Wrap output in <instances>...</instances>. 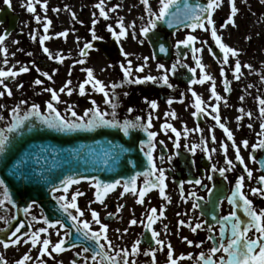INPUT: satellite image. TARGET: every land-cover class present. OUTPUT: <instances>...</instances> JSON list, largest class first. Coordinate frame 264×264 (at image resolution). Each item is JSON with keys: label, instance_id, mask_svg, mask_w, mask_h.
<instances>
[{"label": "snow or ice", "instance_id": "1", "mask_svg": "<svg viewBox=\"0 0 264 264\" xmlns=\"http://www.w3.org/2000/svg\"><path fill=\"white\" fill-rule=\"evenodd\" d=\"M229 5L230 12L226 17L224 22L220 25V28L223 29L229 25L232 27H237L235 23V17L239 12V8L237 6L236 0H226ZM247 3V0H244ZM261 4H264V0H259ZM4 3L10 5V0H4ZM36 4H39L42 9L47 11V0H35ZM140 3L143 5L145 15L141 16L140 19L143 21L142 25L139 28L138 34L136 29L135 22L125 26L123 22V18H118L115 29L112 25L107 26V31L111 33L113 38L119 42L122 38H126L129 35V29H132L131 37L133 40H137L139 38V42L141 44L144 43L145 40L150 39V33H154L155 30L161 24H166L168 28H173L175 26V21L180 20L181 23L186 22V26L195 31L196 29H200L205 32H209L211 36V40L214 42L216 48L219 49V53L221 54V58L219 63L220 67V76L223 78L224 84V92H230V81L226 77L225 74V66L228 67L229 71L232 73V78L235 80H239L240 76L243 74L241 69L245 68L249 71L252 70V66L250 64H242L239 60L240 52L239 50L228 46L226 43L222 42L221 35H218V29L215 26V21L213 18L214 12L221 7L222 0H207L206 5L197 4L195 7L191 6L188 3V0H183V6H181V0H158V9L153 10L149 0H140ZM26 9L29 13H35L36 9L33 5V0H28L26 5ZM99 10V16L103 17L105 20L109 19V12L116 11V7L108 8L106 10L105 0H99L97 4L94 6ZM118 7V6H117ZM175 9V11H173ZM55 12H59L60 9H53ZM183 13V16L181 15ZM73 20L76 19L75 14H72ZM35 20L37 24L41 23V17L39 15L35 16ZM97 23L96 19L92 20L93 29L91 30L92 39H97V36L94 31V26ZM51 24L50 20L45 18L43 23V31L45 34L39 35V44L41 46L42 52L47 56L49 60H55L57 63H63L65 57L62 56L59 52L53 54L50 50L45 46V41L51 39V37L47 34L49 31V26ZM60 37H66L68 33L66 31H62L57 34ZM5 35H0V53L4 54L3 64L8 65L9 61L7 59V49L3 46V42L5 41ZM33 41L37 40V34L34 32L31 36ZM246 39H250V37H246ZM194 43H199L201 45H206L207 41H199L198 38L192 34L186 36L185 39L179 40L174 45L177 49H180L181 46L186 48H191L192 51V59L196 65V67H189L187 64L183 63L180 59V54L177 52V60L175 63L171 65L170 68H166L164 64H158V70H160L163 75L156 76H144L142 78L130 79L131 73L133 71L132 61L128 60V53L124 52L121 49V54L125 57L127 61V65L122 64L121 70L123 72V79L129 83H146V82H162L163 85L168 88H172L173 85L169 82V74H175L178 67H183L188 70V72L195 73L197 69L200 70V78L192 79L191 84H204L207 81L211 82L210 86V98L216 102L221 101L222 97L216 91L215 79L205 73L204 66L202 64L201 58L197 55L201 53L202 47H194ZM92 44L84 43L83 47L80 49V59L76 60L75 63L83 65L85 63L84 57L88 55V50L92 49ZM209 54L216 55L213 53V49L209 47ZM159 52L166 54L168 49L164 46V44L159 45ZM27 55L31 56L32 53H27ZM230 57L234 58V63L230 62ZM148 57L144 58V65L138 66L135 68L136 72H143L144 67L147 66ZM33 68L39 74L40 77L44 79L37 78L34 80V85L39 86L44 84V81H52L53 76L55 75L56 70L50 74L49 72L42 71L39 67H36L33 64ZM82 71L87 73L86 79L79 83L78 91L79 95L84 96L86 94V85H91V88L98 92L103 93L104 95V103L109 105L112 109L111 113L101 111L100 108L96 105L95 101H91L92 107L84 110L83 115H78V113L73 110V105H68L65 109V112L70 115H62L61 112L55 106L56 104L61 103L60 101V93H65L66 95L71 96L73 91L71 85V80H68L64 83V85L59 89H53L52 87H45L43 89L44 92L50 93V99L44 105V110L42 111L41 106L39 104H31L25 110L22 111V106L27 104V101L21 100L18 105L13 107L10 112V121L5 122L3 126H0V167L7 169L9 174L13 176L18 182L32 181L35 180H44L46 183L50 181L47 180V177L43 174L37 175L32 169L28 168V162L32 158V154L30 152H25L23 156H20V152L23 151V145L21 148L17 149L16 152L10 151L9 146H15L17 143V136L22 133V130L27 128L28 131H31L34 127V123L38 122L43 127L47 129L54 130L58 133L62 134H70L78 131H87L92 132L98 128H111L117 129L119 132L123 134V136H129L130 130L141 129L147 134V142L146 144H141L140 151L144 152V156L147 159V164L149 166V170L144 171L143 173H136V175L131 176L126 180L116 179L111 183H105L95 177L90 178V186L95 189V199L90 202L91 203H105V196L115 190L117 186H122L123 192H121V196L125 193H131L136 198V204H144L145 195L153 188L159 189V195L165 200L168 201L169 197L165 193V172L162 168H157L153 158V150L155 149L154 139L157 136V133L154 131H149L152 127V116L151 114L148 117L147 124L141 123V117L136 116L135 120L125 119L123 122L117 119L116 108L117 104L114 102V97H110L107 87H111L115 89L118 85L112 84L110 86H105L102 81L96 79L94 77V73L91 69L83 68ZM30 68L28 66H20L18 70H15V66L9 67L7 69L0 68V87H2V91H0V97L7 94L8 96L12 95V91L6 83L9 79H15L18 75L23 73H28ZM71 75V72H69ZM261 79L264 80V75L261 76ZM22 84H18L17 88H22ZM248 87H252V85H248ZM189 91L194 98V103L192 107L195 111L192 112L193 117H199L201 115H208L212 120L215 121V125L223 130L224 135L226 136L228 141H232L230 147L235 152V161L243 166V171L247 174L245 176L237 177L235 181L234 188L231 190V194L226 197L227 202L232 205V210L228 215L217 218L213 216V219H218L219 222V235L215 237L212 235L213 228L209 226L207 231L209 232L208 239L217 241L213 243V246L209 249V252L206 254L201 252L197 259V264H264V209H255L252 203V200L248 198V196L242 191L244 186L245 179L252 178V171L246 166L244 158L241 156V149L236 144L233 132L221 121V117L219 115V108L217 104H212L210 106V112L206 111L209 107L205 104V102L201 99V97L195 92L192 91L191 87H189ZM183 95V94H181ZM244 97L241 96L240 100L243 101ZM256 101L259 105V114L261 120L264 121V98L259 96L256 97ZM149 107L152 110L157 108V103L155 100L146 101ZM172 100L169 99L168 104H172ZM182 102V101H181ZM226 104V101H225ZM5 106L0 104V109H3ZM133 109L129 108L128 112L131 113ZM239 112L246 115L249 119L252 117V113L244 112V109L241 108L238 110ZM111 118H108V117ZM165 116H171L175 118L174 112L165 113ZM242 117L238 116L237 123H239ZM4 116L0 115V121H4ZM162 130L167 133V130H171L172 133L176 136V141H174L175 147H179L178 140L180 138L181 133L178 132L171 124L165 123L162 126ZM249 128L252 127L251 124L248 125ZM261 132L258 133L259 136L264 137V122L260 125ZM195 131H202V129L197 126ZM211 132L212 129H209ZM184 135L187 137L188 129L185 128ZM211 142L213 144L216 143V138L214 135L211 136ZM159 143H163L160 141ZM244 148L249 147V142L244 140L241 142ZM188 147L187 145H185ZM197 147H201L202 151L207 153H214L217 151L216 148L207 147V142L201 139V144L196 145L193 144L190 150L195 153ZM147 148V151H145ZM220 148L224 152V162L225 167L217 168L215 165H212L211 171L213 173L218 172L221 177L227 178L225 176L226 172L232 171L235 168V164L231 159L228 158L227 152L229 145H226L223 141L220 142ZM252 151L255 152L257 149L264 150V138H261L257 143L251 145ZM43 151V149H42ZM125 149L121 148L120 145H111L108 149L105 150V159L104 164L110 167L109 159L114 163ZM53 159L55 160L57 156H59V152L56 149L51 150ZM69 156L74 155L73 150H68ZM211 158V157H209ZM250 159H255L250 156ZM40 158L36 157V163L39 164ZM262 167H264V161H260ZM23 169V170H22ZM143 175L145 177L144 185L141 188H137L136 181L139 176ZM151 177V179H149ZM83 179H89L87 177H82ZM58 183H52L50 188V194L52 199L56 202L58 206V210L63 214L66 220L71 225V228L75 229L77 239L81 241L78 245L74 241L66 240V237H70L71 232L66 228L65 223L57 218L55 221H50L47 217H42L40 221L37 220L35 215L31 216L32 222L42 223L45 226H41L38 228L33 227L32 222H28L26 224L25 221H17V223L9 228L7 231L9 234L6 238H0V246H3L4 249H8L10 246H17L20 243L25 245H29V252L24 253L20 259L16 261V264H28L29 261L33 260V257L30 255L31 249H37L38 247V256L35 257L37 264H44L42 257L45 255H50L51 253H61L65 251V244L71 243L73 248L80 247L81 252L77 253L78 256H81L84 260V264H88L89 257L83 256L84 253H91L90 259L93 264H136L134 259L130 260V257H136L140 254L139 245L141 241L137 239L131 245V248H120L116 249L115 245L108 238V226L101 222L99 213L92 209L89 205L88 211L91 215V220L84 219L85 211H83L77 203V198L79 196H83L84 193L76 190L69 192L70 188L73 185L79 184L81 178H77L72 175H62L57 177ZM208 180H212L213 177L209 175L207 177ZM194 185L202 186L206 189V191L211 195L213 192V188L208 187L206 185H202L201 179H195L193 181H189ZM259 183L262 187H254L251 188L252 195H258L261 198H264V175L259 177ZM0 190H2L3 198H0V208H3L5 204H11L13 207H16V204L9 192L8 185L4 179H0ZM188 198H195L194 202L191 204V208L193 211L200 209L201 205L199 201L203 200V197H199L195 192H190L188 194ZM181 199L187 202V199L183 193V185H181ZM218 206L219 201L215 202ZM35 205V201L31 203H27L22 211L25 216H28L31 212V209ZM123 205H120L117 208V212L120 211ZM238 211H242L244 217L247 219H242L241 216L237 214ZM165 214V209L163 206L159 208V210L155 207L148 210L146 215V221L141 220L138 222L137 219L133 218L129 221V227L133 225H137L140 223L149 233H151V240L157 245V248H149L143 252L144 256H150L152 258V264H156L155 253L159 251H163L167 248V264H179V261H183L185 259H192L191 256L180 255L178 258L174 257V250L170 243H166L163 239H160V233L155 231L153 225L156 221L162 218ZM110 217L113 213L108 214ZM179 215V214H178ZM12 220H16V217L13 215L11 217L0 215V221H3L6 225H10ZM98 225L99 230H93L92 225ZM180 226L189 227L190 230L195 233L197 230L202 229L204 225L200 222H196L192 224L185 221L180 220L178 222ZM49 229H55V235L58 237V240L53 242L51 240L52 233ZM165 229H167V225H165ZM120 231L119 229L117 230ZM128 229L125 228L123 233H127ZM63 232V235H61ZM253 233V235H250ZM43 234V236H42ZM189 246H192L193 242L188 240L186 237L183 238ZM84 242H91L90 246H84ZM196 247H200V244H196ZM217 253H223L218 258H216ZM0 264H6L4 257H0ZM75 264V261L73 262Z\"/></svg>", "mask_w": 264, "mask_h": 264}, {"label": "flooded vegetation", "instance_id": "2", "mask_svg": "<svg viewBox=\"0 0 264 264\" xmlns=\"http://www.w3.org/2000/svg\"><path fill=\"white\" fill-rule=\"evenodd\" d=\"M254 1V0H251ZM251 1H247L249 4H251ZM12 0H10V7L4 3V0H0V35H5L8 28H9V18L7 16V12L9 10L11 15H14L17 17V22L15 26V30L10 32L7 36L5 35V41L3 42V46L7 49V43L11 44L13 40V46H16V48H12L10 51L7 49V59L9 61L8 65H4L0 63V68H9L15 66V70H18L20 66H28L30 68V71L28 73H23L18 75L14 80L9 79L6 81L9 88L12 91V95L14 97H19L20 101L25 100L27 101V104L22 106V111L25 110L28 106L31 104H39L41 106L42 111L44 110V105L47 101L50 99V93L44 92L43 89L45 87H52L53 89L59 90V77H58V69H60L64 63H57L55 60H49L46 58V55L42 52L41 46L39 44V36H37V40L33 41L31 39V36H28L22 33V31L18 32V23L20 21L21 15L18 14L15 9L12 6ZM151 6L153 7V10L158 9V0H149ZM207 2V0H194V4H203ZM115 7L116 11L109 12L111 17L114 16V22H110L109 25H112L115 29L116 22L118 18H123V22L125 26L132 24L135 22L136 25V31L138 34L139 28L142 25L143 21H141L140 17L145 15L143 5L140 3V0H115ZM237 6L239 8V12L237 16L239 15H247L252 16V9L250 8L247 3L244 2V0H236ZM118 6V7H117ZM195 7V6H194ZM230 8L226 0H222L221 7L217 9L214 14L213 18L215 21V24H217L220 28V22L221 20L224 22L226 17L229 15ZM20 13V12H19ZM28 13V11H27ZM10 15V16H11ZM236 16V17H237ZM103 20H105L103 18ZM108 22L104 21L100 27H98L97 32L95 33L97 36V39L93 40L91 34H87L85 43H94L98 42L100 45L105 47L104 52L99 49L94 50H88V55L86 57L89 58L90 64L94 66H99L103 73L102 77L99 79L104 83L105 86H110L112 84L118 85L115 89L111 87H107V91L109 93L110 97H114V102L117 104L116 113H117V119L123 122L125 119H131L135 120L136 116L141 117V123L147 124L148 117L151 114L152 120L153 117L156 114H159V110H164L165 113L168 112H174L175 118H172L171 116H166V122L171 124L178 132L181 133L180 138L178 140L179 147H175L174 141H176V136L174 133L171 132V130H167V133H165L164 130H161L159 126L160 132H162L161 137L157 134V136L154 139L155 143V149L153 150V158L154 162L157 168H162L165 172V193L169 197V200L167 201L169 204L167 206L172 205L174 203L177 204L179 208V213L184 214V216L190 217L191 220H193L192 224H195L196 222H200L204 225L202 229L197 230V232L193 233L190 228L184 227L185 230L181 232V236L178 239H183L184 237L187 238L188 233L191 235L193 239H196V244H200V247H197L199 249V254L201 252L208 253L209 249L213 246V240H209L208 236L210 235L207 231L208 220L204 216V212L208 211V203H207V197L209 193L206 191V189L199 185H194L192 183H189V181H193L195 179H201L202 185H206L211 188H215L219 186V184L222 182L225 184L226 187V195L231 194V190L234 188L235 181L237 177L239 176H245L247 177V174L243 171V166L240 165L238 162L235 161V152L230 147L231 142L229 141V148L227 152V156L229 159L233 161V163L236 165L235 168L232 171L226 172L224 177H221L218 172L213 173L211 171L212 165H215V161H213V156H207L202 154L201 147H197L195 153H193L190 148L193 144L199 145L195 143L192 139V135H187L185 137L184 130L185 128L188 130H191L192 128L189 127L188 124L193 125V129L195 132V129L197 126L199 127H212L214 129V132H219L222 135H224L223 130L220 129L218 126L215 125V121L212 122V119L208 115H201L199 117H193L192 112L195 111V109L192 107V104L194 103V98L192 97L191 92L189 91V87H191L192 91H195L198 95L199 92L202 90L203 84H191L192 79H199L200 78V70L197 69V72L195 75L193 73L188 72L186 68L178 67L175 74H169V82L173 85L172 88H168L167 86L163 85L162 82H146V83H129L123 79V72L121 70V65L124 64L127 65V61L125 60V57L121 54V49H123L124 52L128 53V60L132 61V67L133 71L131 73L130 79L135 78H142L144 76H156L159 77L163 75V73L158 70L157 65L158 64H164L166 68H170L173 63L177 60V52L180 54V59L183 63L187 64L189 67H196L193 59H192V51L191 49L187 48H180L177 49L174 45L177 41L183 40L186 38L187 35L192 34L198 38L199 41L204 40V31L200 29H196L195 31H192V29L189 28H183L175 31L172 35H168L164 30L160 29L159 27L155 30L154 33H150L149 36L151 37L148 40H145L143 44L139 42V38L137 40H133L131 37L132 29H129V35L126 38H122L121 41L117 42L111 33L107 31ZM96 29V28H95ZM221 29V28H220ZM118 31V29H115ZM35 31L33 30L31 34H33ZM14 33L13 39H9L10 35ZM156 36L159 38V40H166L167 44H169V50L166 54L160 53L159 50L154 53L150 44V40L152 39V36ZM155 39V38H154ZM161 44V43H160ZM159 44V45H160ZM84 45V44H83ZM165 46V45H164ZM194 47H202L203 50L201 53H198L197 55L201 58L202 64L204 65V54L205 49L204 46L199 43H194ZM83 47V46H82ZM209 47L213 49V53L217 55H211L213 57V63L216 66L219 65V60L221 58L220 54H217L219 52V49L215 47L214 44H211ZM13 52H16V56L19 55V58H15L14 62L11 61ZM32 53L31 56L27 55V53ZM84 57V58H86ZM148 57L147 60V66L144 67L143 72H136L135 68L138 66L144 65L145 61L144 58ZM4 58V54L0 53V59ZM68 65L70 67H73V64L71 65V60ZM212 62L209 64L211 65ZM33 64H35L36 67H39L42 71L49 72L50 74L53 72V70H56L55 75L53 76L52 81H44V84L36 86L34 85V80L37 78L44 79L43 77H40L39 74L35 71V68H33ZM65 65V64H64ZM73 71L70 70L71 75H69V80H71V85L75 91H73L72 95H66L65 93H60V100H64V102H61L59 104H56L55 106L57 109L61 112L62 115H70L65 112V109L68 105H73L74 109L78 115H83L84 110L91 108L92 104L91 101H95L96 105L100 108L101 111L109 112L111 113L112 109L109 105H106L104 103V95L103 93H98L94 91L91 88V85H86V94L84 96L79 95V97L75 98V94L78 91V88L76 87L74 77H73ZM190 74V78L188 77ZM65 83V82H64ZM62 83V86L64 85ZM18 84H22V88H17ZM61 86V87H62ZM231 89V87H230ZM2 87H0V91H2ZM223 94L229 98L232 89L230 92L225 93L224 92V85H223ZM183 94V95H181ZM6 95V94H5ZM4 95V96H5ZM0 97V104L4 101L5 97ZM8 96V95H7ZM6 96V97H7ZM201 97V96H200ZM169 99H171L173 102L171 105L168 104ZM203 100V98L201 97ZM155 100L157 103V108L155 110H152L148 103L146 101H152ZM182 101V102H181ZM11 104L4 103L5 106L3 109H0V112L6 113L9 109H11ZM131 108L133 111L131 113L128 112V109ZM108 118H111L110 116ZM6 121H3L5 123ZM152 123V121H151ZM149 131H153L152 127L148 129ZM260 133V132H258ZM257 133V135H258ZM200 134H202L200 132ZM261 138V136H257V140H253L251 137H248L249 147L244 148L242 146V154L245 155V164L246 166L252 171V178L251 179H245L244 186L242 191L248 196L249 199L252 200L253 206L255 209H264V198H261L258 195H252L251 194V188L254 187H262L259 183V177L264 175V173L261 171L259 163L260 161H264V150L257 149L255 152L252 151L251 145L257 143ZM160 141H163V143H159ZM208 143L212 145L211 138L208 139ZM187 145L188 147H186ZM252 156L255 159H250L249 157ZM211 157V158H209ZM214 158L216 161H219L218 167H225L224 162V152L221 150H218V153L214 155ZM182 159V161H181ZM188 172H191L190 174H187ZM211 175L213 177L212 180H208L207 177ZM145 177H138L136 181L137 188H141L144 185ZM86 185H88L90 194L87 192V194L90 196L91 201L95 199V189L90 186V182H86ZM181 185H183V193L185 198L187 199V202L181 199ZM121 192H123L122 186H117V188L111 192H109L105 196V200H108L109 197H113L117 195L116 203L118 204V207L120 205H123L122 208H120V212L113 213L112 211L115 209L116 206L114 204H111L107 210V213H105L102 217H100L101 222L106 224L107 226L110 225L113 222L119 221V217L121 216V220H123V224L126 227H129V221L133 218L137 219L138 222L141 220L146 221V213L149 209L153 208L152 204L153 201H151L148 205L144 204H136L135 200L137 197H135L131 193H125L123 196H121ZM190 192H195L197 196L203 197V200L199 201L201 208L197 209L195 211L192 210L191 204L194 202L195 198H188V194ZM154 194H159L158 188L151 189L144 197V201L148 202L151 200L152 196ZM226 196V197H227ZM0 198H3V193L0 190ZM96 206H100V203H95ZM79 206V205H78ZM190 206V208H189ZM117 207V208H118ZM168 211L171 210L169 207L167 209ZM218 213L220 215H228L230 213L231 205L227 202V199L220 201L217 206ZM178 211H175L177 213ZM99 212V211H97ZM190 212V214H189ZM113 213V215L110 217L108 214ZM0 215L11 217L15 216V213L13 209L9 206V204H5L3 208H0ZM35 215L37 217V220L40 221L42 219L43 213L42 211L34 205L31 209V212L28 216H24V219L26 223L32 222L31 216ZM85 219L91 220L90 212H87L85 214ZM13 221V220H12ZM11 221V223H12ZM34 228L41 227L40 224L37 222H32ZM43 225V224H42ZM10 225H6L3 221H0V232L7 230ZM98 225L93 224V228H97ZM213 228L212 235H216L218 227L215 225H210ZM154 227V225H153ZM131 229V244L134 242V239H143V234L145 228L138 223L137 225H133L129 227ZM63 233V232H62ZM250 235H253V233H250ZM53 242L57 241L58 239H51ZM66 240L67 239L66 237ZM130 243V242H129ZM39 245L37 246L38 249ZM29 245H25L23 243H20L17 246H10L8 249H4L3 246H0V257H4L6 264H16V261L21 258V256L29 252ZM77 249H81L80 247H76ZM76 248H73L72 245L66 247L65 251L61 253H56L59 255H63L65 253L72 252ZM131 247H128L130 249ZM149 246H143L142 244L139 245V249L144 252L145 250H148ZM37 249H31L32 252H34L33 260L29 261L28 264H37V261L35 260V257L38 256V250ZM207 251V252H206ZM72 258L70 261V264H73L75 261V264H78L79 257L77 255H74L72 253ZM85 255V254H84ZM86 257H89L90 255H85ZM48 257V255H45L42 257V260ZM134 259L135 257H131ZM44 264H60L57 262H54L50 260L49 258L44 261ZM64 264V263H61Z\"/></svg>", "mask_w": 264, "mask_h": 264}, {"label": "rangeland", "instance_id": "3", "mask_svg": "<svg viewBox=\"0 0 264 264\" xmlns=\"http://www.w3.org/2000/svg\"><path fill=\"white\" fill-rule=\"evenodd\" d=\"M2 1V0H1ZM12 6L18 14L21 15L20 21L18 23V32H24L25 35L32 36V31L34 30L37 36L45 34L43 31V23L45 18L51 21L49 26L48 35L51 39L45 41V46L50 50L51 53L55 54L59 52L62 56L65 57L63 66L58 69V77H59V87L61 88L62 83L69 80L68 73L70 70L73 71V77L78 88L79 83L83 82L86 79L87 73L82 71L81 69L87 68L91 69L94 73V77L96 79H100L102 77V69L99 66H94L90 64L89 58L86 57L85 63L83 65L75 63L76 60L80 59V49L85 43L87 34H91V30L93 29L92 20L96 19L97 23L94 26L95 33L98 30V27L102 25L104 21L114 22L115 18L111 17L110 13L109 19L103 20V17L99 16V10L94 6L99 2V0H47V11L40 7L39 4L35 3L33 0V5L36 9L35 13H27L26 5L28 0H12ZM251 1V0H247ZM43 2V0H41ZM115 0H105L106 10L108 8L115 7ZM247 5L252 9V16L247 15H239L235 17V23L237 27H232L231 25L220 29L217 24L215 26L218 29V35H221L222 42L226 43L228 46H231L241 53L239 56V60L242 64H250L252 66V70L242 68V75L239 80H235L232 78V73L229 71L228 67L225 66V74L226 77L230 81V87L232 89V93L229 98H227L223 94V78L220 76V67L221 65H214L212 62L214 59L209 54L208 48L214 42L211 40V36L209 32H203L204 40L207 41L204 46L205 54H204V69L205 73L211 75L215 79L216 91L222 97L221 101L216 102L210 98V86L211 82L207 81L203 84L201 92H199V96L203 98V101L209 107L206 111L210 112V106L212 104H217L219 108V115L221 117V121L225 123V125L233 132V137L236 144L241 149V156L245 160V155L242 154V146L241 143L244 140L248 141V137H251L253 140H257V133L261 132L260 125L262 122L260 114H259V105L256 101V97L259 96L264 98V80L261 79V76L264 75V4H261L259 0L251 1V4L247 2ZM53 9H60L59 12L53 11ZM20 12V13H19ZM75 14L76 19L73 20L72 14ZM39 15L41 17V23L37 24L35 20V16ZM106 25V27L108 26ZM96 28V29H95ZM66 31L68 35L66 37H60L57 34ZM14 33L10 35V40L13 39ZM246 37H250V39H246ZM13 40L11 44L7 43V49L10 51L13 47L18 49L16 46H13ZM215 45V44H214ZM216 47V46H215ZM16 52H13L11 61L14 62L15 58H19V55L16 56ZM47 58V56H46ZM3 59H0V63L3 64ZM71 60L70 67L68 63ZM212 62L211 65H209ZM230 62L234 63V58L230 57ZM102 72V73H101ZM248 85H252V87H248ZM4 96L5 99L1 104L7 103L11 104V109L19 104L20 98L14 96ZM243 96V101L240 100V97ZM79 97V92H76L75 98ZM64 102V100H60ZM226 101V104H225ZM243 108L244 112L252 113L251 119H249L246 115L239 112L238 110ZM9 109L6 113L0 112V115L4 116L6 122L10 121ZM241 116L239 123H237V117ZM2 122V121H0ZM166 116L164 110H159V114H156L152 120V130L156 132L160 137L162 132L159 130V126L165 124ZM214 122V120H212ZM189 125L191 130H188V134L192 135V139L195 143L201 144V139L207 142V147L216 148L217 151L214 153H205L202 151V154L207 156H213V161H215V165L218 167L219 161H216L214 155L218 153V150H223L220 148V142L223 141L226 145H229V141L227 140L225 135H222L219 132H214L212 127H199L202 131H195L193 129V125L186 123ZM251 124L252 127L249 128L248 125ZM162 130V127H160ZM209 129H212L210 132ZM200 132L202 134H200ZM214 135L216 138V143L210 145L208 143V139ZM232 143V141H230ZM202 150V149H201ZM79 190L84 193L83 196H79L77 198V203L79 207L85 211L87 214L89 205L95 211H99V216L102 217L111 204L116 206V210L114 209L112 212L116 213L118 204L116 203L117 195L109 197L108 200H105V203L100 206H96L95 203H91V198L87 194H90V190L86 183H79L73 185L69 192ZM151 201H153L152 207H155L159 210L161 206L165 209V214L162 218L158 219L154 224V230L160 233V239H163L166 243H170L174 250V257L178 258L180 255L191 256L192 259H185L183 261H179V264H197V258L199 255V249L195 246L196 239H193L191 235L188 233L187 239L193 242L192 246H189L184 239H178L181 236V232H183L185 226H180L178 222L180 220L193 223L190 217H185L184 214L179 213V206L174 203L172 205L167 206L169 204L165 201L159 194H154L150 201L144 202L145 205H148ZM171 208L168 211V208ZM264 207V206H263ZM190 208V206H189ZM175 211H178L175 213ZM120 212V211H119ZM179 214V215H178ZM190 214V212H189ZM85 219V217H84ZM119 221L113 222L108 225L107 236L115 245L116 249L120 248H128L131 247L132 235L131 229L126 227L123 224V220H121V216L119 217ZM165 225H167V229H165ZM40 226H45L40 224ZM127 228V233H123V230ZM189 228V227H188ZM120 230L119 232L117 230ZM93 230H99V226L97 228H93ZM52 233L51 239H58L55 235V229H49ZM61 235L63 233L61 232ZM43 236V234H42ZM136 241V239H134ZM130 242V243H129ZM133 244V242H132ZM157 248V247H154ZM81 249H75L72 252L65 253L63 255H59L56 253H51L47 258L57 263L70 264L72 253L77 255L80 253ZM207 252V251H206ZM34 252L30 251V255L33 257ZM78 256V255H77ZM83 256H85L83 254ZM78 264H84V260L81 256H78ZM44 257V261L46 259ZM156 264H167V248L163 251H157L155 253ZM130 260L132 258L130 257ZM134 260L136 264H152V258L150 256H144L143 252L140 250V254L137 255ZM88 264H93L91 260L88 259Z\"/></svg>", "mask_w": 264, "mask_h": 264}, {"label": "water", "instance_id": "4", "mask_svg": "<svg viewBox=\"0 0 264 264\" xmlns=\"http://www.w3.org/2000/svg\"><path fill=\"white\" fill-rule=\"evenodd\" d=\"M188 3L193 7L195 6L194 0H188ZM206 3L207 2L200 5H206ZM181 6H183V0H181ZM173 11H175V9H173ZM6 14L9 18L10 25L5 34L7 36L10 32L15 30L17 17L11 15L9 10ZM181 15L183 16V13ZM174 23L175 26L171 29L168 28L166 24H161L158 27L164 30L168 35H172L179 29L189 28L186 26V22L181 23L180 20H176ZM222 23L223 21L221 20L220 25ZM160 43L164 44L169 50V44H167L166 40H159V38L153 35L150 44L154 53L159 50ZM92 46L91 50L99 49L103 52L105 50V47L98 42L92 43ZM181 48L186 47L181 46ZM187 49L190 50L191 48ZM217 54L220 53L218 52ZM188 75L190 78V74ZM33 123L34 127L32 130L28 131L27 128L22 130V133L16 138V145H10L9 148L10 151L16 152L17 149L21 148V145H23V151H21L19 155L23 156L25 152H30L32 154V158L28 162V168L32 169L38 176L43 174L50 182L46 183L42 179H33L32 181H25L23 183L18 182L9 174L7 169L0 167V179L6 181L9 192L16 204V207L9 204L16 217V220L12 221L9 228L14 226L17 221H25V214L22 209L27 203L35 201V205L42 211L44 217L49 218L50 221H55L57 218L61 219L65 223L66 228L71 232L68 241H74L79 245L81 241L77 239L75 229L71 228V225L58 210L56 202L51 197L50 188L52 183H58L57 177L62 175H72L81 178L80 182L82 183L91 182V177H95L105 183H111L116 179L123 181L136 175V173H143L149 170L144 152L140 151L141 144H146L147 142V134L141 129H134L130 130L129 136L125 137L117 129L111 128H98L92 132L78 131L70 134H62L47 129L38 122L33 121ZM110 144L120 145L125 151L121 152L119 158L115 160L114 163L109 159V167L105 165L103 161L105 159V150L109 148ZM52 149H56L59 152V156H57L55 160L51 152ZM68 150H73L75 154L70 157ZM145 150H147V148H145ZM37 156L40 158L39 164L36 163ZM259 166L264 173V167H262L261 163H259ZM190 173L191 172L187 171V174ZM82 177H87L89 179H83ZM139 177L144 176L141 175ZM149 179H151V177ZM225 197L226 187L222 182L213 189L211 195H208V211L204 212V216L208 220V223H210L208 226L216 225L218 228L220 227L218 219H213V216L218 218V210L215 202L223 200ZM237 214L241 216L242 219H247L244 217L242 211H238ZM7 230L0 232V238H6L9 234ZM217 235H219V231ZM213 242L215 243L214 240ZM90 244L91 242H84V246H90ZM141 244L151 248L155 244L151 240V233L146 229L144 230ZM71 245L72 244L69 242L66 243L64 247L66 248ZM87 254L91 256V253Z\"/></svg>", "mask_w": 264, "mask_h": 264}, {"label": "bare ground", "instance_id": "5", "mask_svg": "<svg viewBox=\"0 0 264 264\" xmlns=\"http://www.w3.org/2000/svg\"><path fill=\"white\" fill-rule=\"evenodd\" d=\"M217 242V241H216Z\"/></svg>", "mask_w": 264, "mask_h": 264}]
</instances>
